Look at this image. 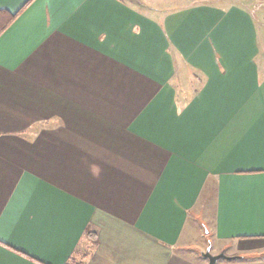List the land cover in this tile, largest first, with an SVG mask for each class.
Masks as SVG:
<instances>
[{
	"label": "crops",
	"instance_id": "1",
	"mask_svg": "<svg viewBox=\"0 0 264 264\" xmlns=\"http://www.w3.org/2000/svg\"><path fill=\"white\" fill-rule=\"evenodd\" d=\"M141 1L0 0V264H264V0Z\"/></svg>",
	"mask_w": 264,
	"mask_h": 264
},
{
	"label": "rangeland",
	"instance_id": "2",
	"mask_svg": "<svg viewBox=\"0 0 264 264\" xmlns=\"http://www.w3.org/2000/svg\"><path fill=\"white\" fill-rule=\"evenodd\" d=\"M143 1L145 3L151 5V6H155V7L158 6V7H165V8L166 7L167 8L168 7H177L179 5H183V4L188 2L187 0H143ZM251 6L255 10L256 14L261 17V15L263 14L262 11H264V2L255 3V4L251 5ZM182 82L184 84H186L188 82L191 84V81H189V79L187 77L182 79ZM206 230L208 231V228L204 227L205 233H206ZM207 239H209V238H207ZM208 242L210 243V241H208ZM200 248H201V251L203 252V251L206 250V245L203 244ZM212 251H213V249H212ZM224 260L225 259H220L216 264H222Z\"/></svg>",
	"mask_w": 264,
	"mask_h": 264
},
{
	"label": "water",
	"instance_id": "3",
	"mask_svg": "<svg viewBox=\"0 0 264 264\" xmlns=\"http://www.w3.org/2000/svg\"><path fill=\"white\" fill-rule=\"evenodd\" d=\"M130 1L137 5H141V6L143 5V2L141 0H130ZM202 256L209 261V264H216L217 261H219L220 259L231 260L234 258L227 256L224 252L214 255L211 253L210 247H208L205 251L202 252Z\"/></svg>",
	"mask_w": 264,
	"mask_h": 264
},
{
	"label": "trees",
	"instance_id": "4",
	"mask_svg": "<svg viewBox=\"0 0 264 264\" xmlns=\"http://www.w3.org/2000/svg\"><path fill=\"white\" fill-rule=\"evenodd\" d=\"M15 17H16V16L11 17V22H12V20H13ZM5 28H7V26L4 27V29H5ZM4 29H3V30H4ZM3 30L0 31V34L3 32ZM237 258H240V257H237ZM67 264H84V262H83V260L80 261V262H77V261H75V260L73 259V260H70Z\"/></svg>",
	"mask_w": 264,
	"mask_h": 264
}]
</instances>
